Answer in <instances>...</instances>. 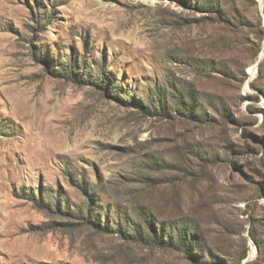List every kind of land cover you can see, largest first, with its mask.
Masks as SVG:
<instances>
[{
  "label": "rangeland",
  "instance_id": "374dc122",
  "mask_svg": "<svg viewBox=\"0 0 264 264\" xmlns=\"http://www.w3.org/2000/svg\"><path fill=\"white\" fill-rule=\"evenodd\" d=\"M185 2L0 0V264H193L30 198L58 192L102 221L188 220L206 264H264V0ZM67 60L123 97L165 89L170 117L55 74ZM171 86L215 120L185 116Z\"/></svg>",
  "mask_w": 264,
  "mask_h": 264
},
{
  "label": "trees",
  "instance_id": "16d2710c",
  "mask_svg": "<svg viewBox=\"0 0 264 264\" xmlns=\"http://www.w3.org/2000/svg\"><path fill=\"white\" fill-rule=\"evenodd\" d=\"M185 1L186 0H183V3H186ZM209 8H212V5H210ZM213 8L215 9V6H213ZM199 9L201 8L199 7ZM217 11L220 13L222 12L219 7H217ZM41 26L42 25L39 27ZM41 59L45 62L48 61L47 58L43 57L42 55ZM95 65L99 71L91 70L84 60L81 61V64L74 60H67L61 62L60 69L54 67L52 69L55 74L62 75L74 83L79 84L87 82L91 85L97 86V88H101V90L103 89L102 91L108 93L110 96H113L125 102L126 104L136 107L143 115H155L162 118L170 117L169 111L166 109L167 104L165 96L163 97V94L166 92L165 89H156L155 98L158 99V103L142 102L139 100V98L130 94H127L125 97H123L120 86L113 81V78L110 75H106L102 71L101 65L96 63ZM260 69L261 65H259L258 70L259 78H261ZM251 85L256 89L258 88V86L254 83ZM171 88L176 89V93L181 95L183 104L182 113H186L185 116H191L192 118L199 119V121L211 122L215 120L214 115L205 117L204 114H200V111L195 114L196 112L192 110V104H190L189 101H191L192 98L197 99L199 97L198 92L194 88L188 86L185 87V89H181L179 86L177 88L171 86ZM216 111L218 112L220 109ZM5 127V124L2 122V124H0V131L5 129ZM71 174V181H77V184L82 187L83 192L90 193L89 190H92L93 192V189H89L83 179L78 180L77 176H75L73 172ZM93 193L92 196L94 195ZM57 194V196L50 193L47 194V198H51L52 200L56 201V206L54 208L50 206L52 203L50 202V199H45L46 202L43 201L42 197L35 199L34 195L31 193L30 198L33 201H36L39 207H46L48 209L54 210L56 213L65 215L70 219H77L81 223H85L88 227L99 230L100 232L111 231L126 241H132L142 246L181 251L185 258H187L193 264L207 263L205 262L202 255H198L196 252H194V250L201 251L198 241V229L188 220L173 221L175 223L174 224L171 221L154 217L149 212L143 210L137 213L136 219L124 215L120 218L118 216L117 221L114 222V220L111 221L105 215V221H102L99 215L96 214L97 212H94L95 209L92 208L94 205L93 199L90 197L85 206L82 207L77 204H73L74 208L72 209L71 206L68 205L69 199L66 198V200H64V198H60L62 196L59 194V192ZM57 197H59L61 200H58ZM63 201L67 203L62 205Z\"/></svg>",
  "mask_w": 264,
  "mask_h": 264
}]
</instances>
